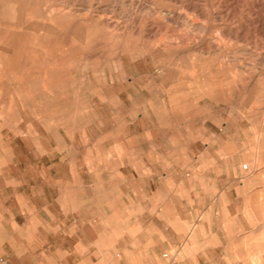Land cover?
I'll list each match as a JSON object with an SVG mask.
<instances>
[{"label":"rangeland","instance_id":"1","mask_svg":"<svg viewBox=\"0 0 264 264\" xmlns=\"http://www.w3.org/2000/svg\"><path fill=\"white\" fill-rule=\"evenodd\" d=\"M0 8V264H264V0Z\"/></svg>","mask_w":264,"mask_h":264},{"label":"bare ground","instance_id":"2","mask_svg":"<svg viewBox=\"0 0 264 264\" xmlns=\"http://www.w3.org/2000/svg\"><path fill=\"white\" fill-rule=\"evenodd\" d=\"M69 2H70V1H69ZM84 3L86 4L85 1H84ZM83 5H84V4H83ZM86 5H87V4H86ZM86 5H85V6H86ZM95 5H96V4H95ZM113 5H115V4H113ZM73 6H74V5H73ZM81 6H82V5H81ZM136 6H137V5H136ZM136 6H135V7H136ZM15 7H16V6H15ZM22 7H23V6H22ZM88 7H89V6H88ZM109 7H110V6H108L107 8H109ZM111 7H112V6H111ZM115 7H116V6H115ZM188 7H189V6H188ZM80 8H81V7H80ZM119 8H120V7H119ZM191 8H192V7H191ZM13 9H14V8H13ZM19 9H20V8H19ZM22 9H23V8H22ZM22 9H21V10H22ZM109 9H110V8H109ZM192 9H193V8H192ZM195 9H196V7H195ZM0 10H2V9L0 8ZM3 10H6V9H3ZM21 10H20V11H21ZM86 10H87V8H86ZM159 10H160V9H159ZM169 10H170V9H169ZM28 11H29V10H28ZM33 11H34V10H33ZM107 11H108V10H107ZM166 11H167V10H166ZM166 11H165V12H166ZM29 12H30V11H29ZM45 12H46V11H45ZM86 12H87V11H86ZM152 12H153V11H152ZM167 12H168V11H167ZM172 12H173V11H172ZM172 12H170V13H172ZM195 12H196V11H195ZM56 13H57V12H56ZM35 14H37V13H35ZM83 14H84V13H83ZM87 14H88V13H87ZM97 14H98V13H97ZM130 14H131V13H130ZM161 14H163V13H161ZM165 14H166V13H165ZM167 14H168V13H167ZM167 14H166V15H167ZM193 14H194V13H193ZM7 15H8V14H7ZM15 15H16V13H15ZM20 15H21V13H20ZM99 15H100V14H99ZM108 15H109V13H108ZM215 15H216V14H215ZM0 16H1V15H0ZM5 16H6V15H5ZM5 16H4V17H5ZM17 16H18V15H17ZM116 16H117V15H116ZM220 16H221V15H220ZM19 18H20V17H19ZM26 18H27V17H26ZM118 18H119V17H118ZM13 19H14V18H13ZM220 19H221V18H220ZM89 20H90V19H89ZM167 20H168V19H167ZM180 20H181V19H180ZM184 20H185V19H184ZM142 21H143V20H142ZM169 21H170V20H169ZM182 21H183V19H182ZM186 21H187V20H186ZM183 22H184V21H183ZM258 22H260V21H258ZM261 22H262V21H261ZM86 23H87V22H86ZM184 23H186V22H184ZM114 24H115V23H114ZM243 25H244V24H243ZM82 26H83V25H82ZM189 26H190V25H189ZM189 26H188V27H189ZM67 27H68V26H67ZM83 27H84V26H83ZM194 27H195V26H194ZM261 27H262V26H261ZM87 28H88V27H87ZM204 28H205V27H204ZM204 28H202V32H203V29H204ZM50 29H52V28H50ZM198 29H199V28H198ZM205 29H206V28H205ZM121 30H123V29H121ZM7 31H8V29H7ZM195 31H196V30H195ZM198 31H200V30H198ZM0 32H1V31H0ZM24 32H25V30H24ZM156 32H157V31H156ZM235 32H236V31H235ZM235 32H234V33H235ZM237 32H238V31H237ZM6 33H7V32H6ZM9 33H10V32H9ZM198 33H199V32H198ZM10 34H11V33H10ZM235 34H236V33H235ZM21 35H22V33H21ZM234 38H235V36H234ZM175 39H176V38H175ZM204 39H205V38H204ZM10 40H11V39H10ZM11 41H12V40H11ZM13 41H14V40H13ZM169 41H170V40H169ZM172 41H173V40H172ZM172 41H171V42H172ZM0 42H1V41H0ZM173 42H174V41H173ZM18 43H19V42H18ZM14 44H15V43H14ZM212 44H213V43H212ZM215 44H216V43H215ZM11 45H12V44H11ZM1 46H2V45H1ZM16 46H17V45H16ZM217 46H218V45H217ZM6 47H7V45H6ZM24 47H25V46H24ZM7 48H8V47H7ZM137 48H138V47H137ZM137 48H136V49H137ZM192 48H194V47H192ZM200 48H201V47H200ZM206 48H207V47H206ZM22 49H23V48H22ZM140 49H141V48H140ZM188 49H189V48H188ZM196 49H197V48H196ZM141 50H142V49H141ZM197 50H198V49H197ZM207 50H208V49H207ZM6 51H7V50H6ZM174 51H175V50H174ZM9 52H10V51H9ZM161 52H162V51H161ZM179 52H181V51H179ZM237 52H238V51H237ZM13 53H14V52H13ZM13 53H12V55H13ZM144 53H145V52H144ZM199 53H200V52H199ZM234 53H235V52H234ZM247 53H248V52H247ZM21 54H22V53H21ZM106 54H107V53H106ZM207 54H208V53H207ZM212 54H213V53H212ZM243 54H244V53H243ZM142 55H143V54H142ZM157 55H158V54H157ZM143 56H144V55H143ZM158 56H159V55H158ZM194 56H195V55H194ZM13 57H14V56H13ZM13 57H12V58H13ZM159 57H160V56H159ZM159 57H158V58H159ZM235 57H236V56H235ZM171 58H172V57H171ZM236 58H237V57H236ZM21 60H22V59H21ZM160 60H161V59H160ZM162 60H163V59H162ZM162 60H161V61H162ZM201 60H203V59H201ZM168 62H169V61H168ZM255 62H257V61H255ZM11 63H12V62H11ZM17 63H18V62H17ZM17 63H16V64H17ZM250 63H251V62H250ZM260 63H261V62H260ZM16 64H15V65H16ZM164 64H165V63H164ZM200 64H201V63H200ZM218 64H219V63H218ZM18 65H19V64H18ZM18 65H16V66H18ZM20 65H21V64H20ZM167 65H168V64H167ZM167 65H166V66H167ZM216 65H217V64H216ZM158 66H159V65H158ZM161 66H162V65H161ZM166 66H165V67H166ZM197 66H199V65H197ZM197 66H196V67H197ZM215 67H216V66H215ZM167 68H168V67H166V69H167ZM181 68H182V67H181ZM12 69H13V68H12ZM129 69H130V68H129ZM168 69H169V68H168ZM198 69H199V68H198ZM206 69H207V68H206ZM252 69H253V67H252ZM29 70H30V69H29ZM33 70H35V68H34ZM173 70H174V69H173ZM10 71H11V70H10ZM165 71H167V70H165ZM169 71H170V70H169ZM171 71H172V70H171ZM204 71H205V70H204ZM220 71H221V70H220ZM220 71H219V72H220ZM48 72H49V71H48ZM81 72H82V71H81ZM173 72H174V71H173ZM161 73H162V72H161ZM165 73H166V72H165ZM165 73H164V74H165ZM176 73H177V72H176ZM35 74H36V73H35ZM65 74H66V73H65ZM222 74H223V73H222ZM158 75H159V74H158ZM178 75H179V74H178ZM178 75H176V76L178 77ZM36 76H37V75H36ZM159 76H160V75H159ZM219 76H220V75H219ZM40 77H41V76H40ZM183 77H184V76H183ZM30 78H31V77H30ZM32 78H34V77H32ZM35 78H36V77H35ZM65 78H66V77H65ZM137 78H138V76H137ZM190 78H191V77H190ZM208 78H209V77H208ZM172 79H173V78H172ZM179 79H180V78H179ZM4 80H5V79H4ZM184 80H186V78H185ZM191 80H192V79H191ZM195 80H196V79H195ZM199 80H200V79H199ZM199 80H198V81H199ZM143 81H144V80H143ZM170 81H171V80H170ZM182 81H183V80H182ZM212 81H213V80H212ZM217 81H218V80H217ZM179 82H180V81H179ZM205 82H206V81H205ZM205 82H204V83H205ZM214 82H215V81H214ZM3 83H4V82H3ZM175 83H178V82H175ZM215 83H216V82H215ZM254 83H255V82H254ZM255 85H256V84H255ZM4 86H5V85H4ZM99 86H102V84L99 85ZM104 86H105V85H104ZM194 86H196V85H194ZM205 86H206V85H205ZM5 87H6V86H5ZM71 87H72V86H71ZM203 87H204V86H203ZM232 87H233V86H232ZM250 87H251V86H250ZM255 87H256V86H255ZM55 88H56V87H55ZM55 88H52V89L55 90ZM57 88H58V87H57ZM103 88H104V87H103ZM237 88H238V87H237ZM237 88H236V89H237ZM247 88H248V87H247ZM252 88L255 90L254 85L252 86ZM252 88H250V89L252 90ZM105 89H106V88H105ZM168 89H169V88H168ZM175 89H176V87H175ZM232 89H233V88H232ZM232 89H231V90H232ZM245 89H246V88H245ZM262 89H263V88H262ZM111 90H112V89H111ZM170 90H171V89H170ZM191 90H192V89H191ZM194 90H195V89H194ZM194 90H193V91H194ZM246 90H247V89H246ZM257 90H258V89H257ZM0 91H2V89H1ZM51 91H52V90H51ZM59 91H60V90H59ZM176 91H177V90H176ZM193 91H192V92H193ZM195 91H196V90H195ZM236 91H237V90H236ZM252 91H253V90H252ZM260 91H261V90H260ZM11 92H12V89H11ZM172 92H173V91H172ZM192 92H191V93H192ZM249 92H250V90H249ZM258 92H259V91H258ZM263 92H264V90H263ZM180 93H182V92H180ZM259 93H260V92H259ZM10 94H11V93H10ZM56 94H57V93H56ZM193 94H194V93H193ZM246 94H247V93H246ZM248 94H249V93H248ZM261 94H262V92H261ZM263 94H264V93H263ZM65 95H66V94H65ZM112 95H113V94H112ZM254 95H255V93H254ZM105 96H106V95H105ZM105 96L103 95V98H104ZM132 96H133V95H132ZM184 96H185V95H184ZM246 96H247V95H246ZM252 96H253V95H252ZM255 96H256V95H255ZM5 97H6V96H5ZM179 97H180V95H179ZM248 97H249V95H248ZM250 97H251V96H250ZM137 98H138V97H137ZM169 98H170V96H169ZM229 98H230V97H229ZM237 98H238V97H237ZM241 98H243V97H241ZM133 99H134V98H133ZM248 99H249V98H248ZM250 99H251V98H250ZM252 99H253V98H252ZM255 99H256V98H255ZM7 100H8V99H7ZM238 100H239V99H238ZM8 101H9V100H8ZM191 101H192V100H191ZM260 101H261V100H260ZM260 101H259V102H260ZM71 102H72V101H71ZM141 102H142V101H141ZM175 102H176V101H175ZM175 102H174V104H175ZM239 102H240V101H239ZM248 102H249V101H248ZM5 103H6V102H5ZM177 103H178V105H179V102H178V101H177ZM242 103H243V102H242ZM250 103H252V102H249V104H250ZM1 104H2V103H1ZM7 104H8V103H7ZM145 104H146V103H145ZM240 105H241V104H240ZM5 106H6V104H5L4 106H2V107H5ZM138 106H139V105H138ZM7 107H8V106H7ZM142 107H143V106H142ZM194 108H195V107H194ZM239 108H240V107H239ZM189 109H190V108H189ZM135 110L137 111V109H135ZM234 110H235V109H234ZM140 111H141V110H140ZM150 111H151V110H150ZM193 111H194V110H193ZM239 111H240V110H239ZM249 111H250V110H249ZM146 112H147V110H146ZM246 112H247V111H246ZM258 112H260V111H258ZM192 113H193V112H192ZM147 114H148V112H147ZM143 115H144V114H143ZM150 115H151V114H150ZM132 116H133V115H132ZM181 116H182V115H181ZM187 116H188V115H187ZM187 116H186V117H187ZM124 117H125V116H124ZM132 118H133V117H132ZM182 119H183V117H182ZM258 124H259V123H258ZM258 124H257V126H258ZM263 124H264V123H263ZM263 124H262V125H263ZM9 126H10V125H9ZM263 126H264V125H263ZM259 127H260V124H259ZM263 129H264V127H263ZM19 132H20V131H19ZM260 132H261V130H260ZM20 133H21V132H20ZM250 139H251V138H250ZM246 149H247V147H246ZM240 150H241V149H240ZM242 151H243V150H242ZM248 152H249V151H248ZM224 154H225V153H224ZM240 166H241V165H240ZM243 166H244V165H243ZM245 166L248 167L247 164H246ZM254 167H255V166H254ZM256 167H257V166H256ZM242 168H243V167H242ZM259 169H260V168H259ZM249 170H250V169H249ZM260 176H261V175H260ZM253 178H254V177H253ZM254 179H255V178H254ZM262 203H263V202H262ZM263 254H264V253H263ZM259 257H260V256H259ZM246 263H247V262H246ZM248 264H249V263H248ZM261 264H262V263H261Z\"/></svg>","mask_w":264,"mask_h":264}]
</instances>
